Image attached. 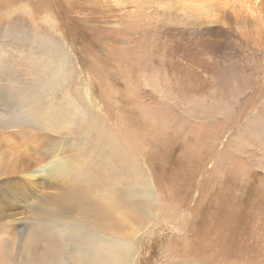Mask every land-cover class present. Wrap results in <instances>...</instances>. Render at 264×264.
<instances>
[{
    "label": "rangeland",
    "instance_id": "1",
    "mask_svg": "<svg viewBox=\"0 0 264 264\" xmlns=\"http://www.w3.org/2000/svg\"><path fill=\"white\" fill-rule=\"evenodd\" d=\"M224 1L0 0V144L26 139L31 153V140L45 136V150L54 139L68 170L76 152L81 167L100 163L105 138L90 125L129 137L136 160L120 171L141 180L125 194L151 212L142 227L126 222L133 264L169 252L174 264H264V0ZM48 111L68 129L37 122ZM49 161L21 177L48 178ZM69 188L53 192L60 201ZM9 194L0 199L15 204ZM17 204L12 232L0 218V264H32L38 238L58 229L40 206ZM163 207L179 225L161 223Z\"/></svg>",
    "mask_w": 264,
    "mask_h": 264
},
{
    "label": "bare ground",
    "instance_id": "2",
    "mask_svg": "<svg viewBox=\"0 0 264 264\" xmlns=\"http://www.w3.org/2000/svg\"><path fill=\"white\" fill-rule=\"evenodd\" d=\"M217 1L218 4L225 3L224 0ZM64 116L60 114L57 117H51L50 111H48L47 116L39 114L36 120L39 122V118L43 120L48 118L50 122L46 121L41 125L49 128V131H61L62 128L69 127L68 123L65 124ZM90 126V132L84 131L85 133H94L105 138L104 143L101 145L98 143L97 146L94 145L101 152V160L97 165L91 163L92 156H89L87 165L81 167L80 162L83 159V154L76 152L68 165V170H65V165L57 158L56 147H51L54 139L51 140L45 150H40L47 141L45 136H39L30 141L33 144L31 153L23 152L28 145L26 139L18 142L6 139L3 146L0 144V174H8L4 188L0 184V198L4 196L6 188L9 190V187H12L13 195H9L12 200L15 199V204L9 201L5 203V199L4 201L0 199V218L5 220L4 223L11 227L12 232L14 230L13 221L17 219L14 217L19 213L17 203L24 204V206L25 204L35 207L40 206L39 208L43 212L40 218L44 219L48 227L53 228L56 226L58 228L50 236L45 238L40 236L38 238V240H45V248L38 255L45 254L46 264H133L135 261L133 258L137 252V243L134 231H132L133 226L126 225V222L131 220L136 224L134 226L142 227V217H151L150 210L146 208L143 202L144 208L140 205L139 198H134V194L131 193L125 194L126 186L129 189L135 187L133 177L137 178V182L141 180L138 179V176H135L136 173H132L125 179L122 176L124 166L134 163L136 160L134 154L137 151V145L129 137L124 136L119 138V142L104 126ZM86 136H83V140L86 139ZM24 145L26 147H23ZM2 148L5 149L2 150ZM47 157L50 158L49 166L46 167L49 172L48 178L37 180L30 176L21 177L23 176L21 174H24L29 168H35V174H38L39 167L40 170L43 169L41 168L42 161ZM116 157H120L121 160ZM92 173L94 175L89 176ZM95 175L96 177H94ZM9 177H13L14 180L10 181ZM141 183L142 185L146 184L144 180ZM108 184L112 185L113 191L108 189ZM63 186L70 188L59 195V201L58 192L54 194L53 190H60ZM147 205H150V203H147ZM163 209V212L166 209L167 211L158 216L161 223H173V226L174 224L179 225L177 209H173V214L168 207H163ZM41 211L39 212L41 213ZM117 215L119 216L117 217ZM139 215L141 217H138ZM82 222L86 223L81 225ZM177 229L179 228L177 227ZM30 236L34 238L32 232ZM33 240H36V243L39 244L36 238ZM27 244L29 242H25V245ZM38 255H35V260ZM163 257L165 258V264H174L173 258L175 257L170 252L165 253ZM34 259L32 264H39V262H34ZM41 259L40 264H44ZM22 260L20 264L29 261L23 256ZM177 260L179 261V258ZM31 261L32 259H30ZM204 261L198 260L194 264H203Z\"/></svg>",
    "mask_w": 264,
    "mask_h": 264
}]
</instances>
